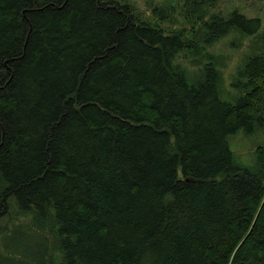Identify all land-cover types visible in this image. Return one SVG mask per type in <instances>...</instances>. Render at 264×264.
<instances>
[{"label": "trees", "instance_id": "obj_1", "mask_svg": "<svg viewBox=\"0 0 264 264\" xmlns=\"http://www.w3.org/2000/svg\"><path fill=\"white\" fill-rule=\"evenodd\" d=\"M150 1L0 0V264H264V16Z\"/></svg>", "mask_w": 264, "mask_h": 264}, {"label": "rangeland", "instance_id": "obj_2", "mask_svg": "<svg viewBox=\"0 0 264 264\" xmlns=\"http://www.w3.org/2000/svg\"><path fill=\"white\" fill-rule=\"evenodd\" d=\"M136 1L140 4L142 8H146L148 11H150V8L148 7L149 3L151 2L150 0ZM166 1L173 2V0H155V2ZM235 6L241 7L242 10L245 11L249 16H264V0H228L226 3H223L221 5V8L229 9L234 8ZM232 37L233 34L228 35L212 47V50L216 53H222L226 56H231L230 59L228 57L226 60L227 65L222 68L223 78L227 87L229 85L232 73L234 72L236 65L242 59V57L245 56V53L248 52L246 46L244 45L241 48H231L229 45V41ZM259 144H264V132L260 130L253 134H248L241 130L229 136V145L234 153L236 161L245 166L254 165L256 160L255 150ZM16 213V209L12 207L9 210L8 215H2V219L4 221H13L12 218L18 219V217H16ZM19 220L27 221V218L22 217ZM49 253H52V250H50Z\"/></svg>", "mask_w": 264, "mask_h": 264}]
</instances>
